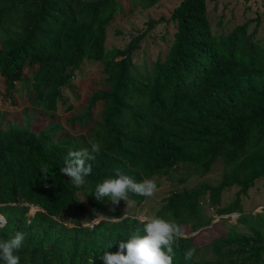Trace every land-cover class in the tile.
I'll use <instances>...</instances> for the list:
<instances>
[{
  "label": "trees",
  "instance_id": "16d2710c",
  "mask_svg": "<svg viewBox=\"0 0 264 264\" xmlns=\"http://www.w3.org/2000/svg\"><path fill=\"white\" fill-rule=\"evenodd\" d=\"M141 1L150 8L161 0ZM122 12L116 0H0V97L7 104L16 107L14 94L23 92L25 109L54 117L58 103H64L63 89L73 88L71 80L84 61L103 62L106 76L82 116L69 120L71 127L85 129L80 138L63 134L58 124L38 132L0 124V215L7 221L0 239L25 234L16 253L19 264H103L105 251L114 253L119 242L144 234L140 219L115 213L108 217L117 219H101L91 228L66 227L59 222L63 212L83 215L86 207L104 212L112 202L97 201L95 186L117 170L139 182L191 166L203 178L220 163L216 185L173 192L155 215L194 233L213 220L204 212L206 199L216 215L239 217L209 244L213 259H199L201 248L186 236L173 246V264H264V211L253 216L242 207L243 197L264 179V44L256 39L258 27L250 31L248 20L214 34L206 0H182L170 16L174 32L165 55L146 68L133 55L165 20H149L110 56L107 29ZM93 143L100 151L88 162L92 172L83 186H74L59 169L69 149L91 151ZM42 167L48 168L46 179ZM232 188L234 198L222 206L223 194ZM145 199L129 193L137 206ZM30 206L39 209L32 217ZM101 215L88 214V222ZM188 247L196 248L191 260L184 258Z\"/></svg>",
  "mask_w": 264,
  "mask_h": 264
},
{
  "label": "rangeland",
  "instance_id": "374dc122",
  "mask_svg": "<svg viewBox=\"0 0 264 264\" xmlns=\"http://www.w3.org/2000/svg\"><path fill=\"white\" fill-rule=\"evenodd\" d=\"M123 8L122 13H118L114 23L107 29L105 42L106 51L112 56L114 49H121L127 45L130 39L144 31L149 20L163 18L158 25L148 32L140 44V48L133 55V60L138 66L146 68L158 58H163L174 32V24L170 21L172 11L182 0H161L154 6L147 8L141 0L131 2V0H116ZM208 19L214 34H221L232 30L234 27L250 20V31L257 28L256 39L264 44V0H206ZM103 62L84 61L80 70L75 73L71 83L72 89L64 88L62 100L59 102L54 117L44 115L40 110L25 109L28 105L20 97L23 92H16L14 97L17 106L12 107L0 97V124L10 123L17 126H28L34 132L46 129L51 124H58L63 128V134L67 133L77 138L84 136V130L78 124L71 127L68 123L71 118L82 116L86 109L87 100L91 95L100 90L105 79ZM3 93V86L0 79V94ZM100 111V104L93 109L94 121ZM62 134V133H61ZM222 176V166L217 163L211 172L201 178L198 171L191 166H180L167 176L155 177L153 180L157 185V192L152 197H146L145 201L137 206L134 202L121 200L118 204L109 203L105 205V211L99 213L86 207V200L83 193L77 196L86 207V212L81 215L76 211L69 210L63 212L59 222L66 227H73V223H79L83 227L91 228L99 217L93 222H88V214H102L109 216L115 213L123 216L134 214L140 220L147 215H155L162 207L164 199L171 193L186 188H196L202 183L216 185ZM180 180H184L181 182ZM236 188L229 189L222 196V206L227 205L234 198ZM242 207L245 212H251L253 216L264 211V179L258 180L251 188L246 197H243ZM203 209L207 216H213L210 226L197 232L191 233L189 227H184L185 235L194 238L195 244L201 248L198 254L199 259H213L214 255L208 247L211 241L219 236H224L229 226L236 221L232 217L215 214V208H210L207 201H203ZM37 208L30 206L27 214L32 217ZM237 214V213H236ZM239 215V214H238ZM237 220V219H236ZM240 229V228H239ZM242 230V229H240Z\"/></svg>",
  "mask_w": 264,
  "mask_h": 264
},
{
  "label": "clouds",
  "instance_id": "9594fccd",
  "mask_svg": "<svg viewBox=\"0 0 264 264\" xmlns=\"http://www.w3.org/2000/svg\"><path fill=\"white\" fill-rule=\"evenodd\" d=\"M100 145L93 143L89 149H69L64 166L60 173L67 176L74 186L85 184V177L91 174L92 165L89 161L95 160L93 153H99ZM48 177V168L40 170ZM47 186V185H46ZM157 185L153 179H144L137 182L129 175L117 170L114 178H106L95 186L97 201L108 198L113 204L121 200L127 201L129 193L144 197H152L157 192ZM105 219H117L101 215ZM143 235L134 233L126 242H119V250L112 253L105 251L100 257L103 264H173V246L179 247V241L186 239L184 228L174 219H165L158 215H147L141 218ZM7 224L5 218L0 217V228ZM25 234L17 231L7 240L0 239V261L4 264H19L20 257L16 253L23 247ZM112 244L108 245L110 248ZM196 255L195 247H188L184 252L185 260H191Z\"/></svg>",
  "mask_w": 264,
  "mask_h": 264
},
{
  "label": "built area",
  "instance_id": "2783aa9c",
  "mask_svg": "<svg viewBox=\"0 0 264 264\" xmlns=\"http://www.w3.org/2000/svg\"><path fill=\"white\" fill-rule=\"evenodd\" d=\"M220 217H223V216H220ZM226 217H232V219H234V221H236V219L239 217V215L236 213H233V214L227 215Z\"/></svg>",
  "mask_w": 264,
  "mask_h": 264
},
{
  "label": "water",
  "instance_id": "95a60500",
  "mask_svg": "<svg viewBox=\"0 0 264 264\" xmlns=\"http://www.w3.org/2000/svg\"><path fill=\"white\" fill-rule=\"evenodd\" d=\"M37 210H39V209L37 208ZM0 216H1V215H0ZM1 217H2V216H1ZM99 221H100V220H97L96 223H98Z\"/></svg>",
  "mask_w": 264,
  "mask_h": 264
}]
</instances>
